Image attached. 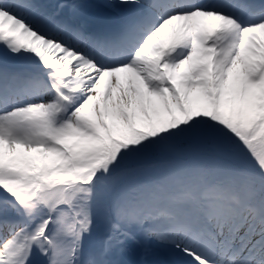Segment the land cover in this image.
Segmentation results:
<instances>
[{"label":"snow or ice","instance_id":"1","mask_svg":"<svg viewBox=\"0 0 264 264\" xmlns=\"http://www.w3.org/2000/svg\"><path fill=\"white\" fill-rule=\"evenodd\" d=\"M0 264H264V0H0Z\"/></svg>","mask_w":264,"mask_h":264}]
</instances>
